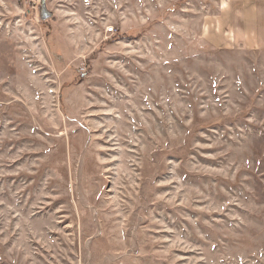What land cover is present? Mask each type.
<instances>
[{
	"label": "rangeland",
	"instance_id": "1",
	"mask_svg": "<svg viewBox=\"0 0 264 264\" xmlns=\"http://www.w3.org/2000/svg\"><path fill=\"white\" fill-rule=\"evenodd\" d=\"M219 2L0 0V264H264V51Z\"/></svg>",
	"mask_w": 264,
	"mask_h": 264
},
{
	"label": "crops",
	"instance_id": "2",
	"mask_svg": "<svg viewBox=\"0 0 264 264\" xmlns=\"http://www.w3.org/2000/svg\"><path fill=\"white\" fill-rule=\"evenodd\" d=\"M218 4L219 18L207 31L209 44L215 49L264 51V0H220Z\"/></svg>",
	"mask_w": 264,
	"mask_h": 264
},
{
	"label": "water",
	"instance_id": "3",
	"mask_svg": "<svg viewBox=\"0 0 264 264\" xmlns=\"http://www.w3.org/2000/svg\"><path fill=\"white\" fill-rule=\"evenodd\" d=\"M50 17V13L48 12L47 8L45 6L42 7V18L48 19Z\"/></svg>",
	"mask_w": 264,
	"mask_h": 264
},
{
	"label": "built area",
	"instance_id": "4",
	"mask_svg": "<svg viewBox=\"0 0 264 264\" xmlns=\"http://www.w3.org/2000/svg\"><path fill=\"white\" fill-rule=\"evenodd\" d=\"M114 29L113 28H109V30H107V33H113Z\"/></svg>",
	"mask_w": 264,
	"mask_h": 264
}]
</instances>
